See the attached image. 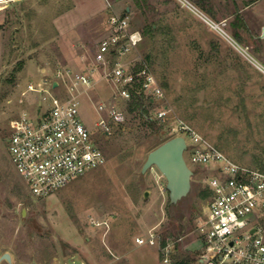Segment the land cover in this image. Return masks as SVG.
Masks as SVG:
<instances>
[{
  "label": "rangeland",
  "instance_id": "1",
  "mask_svg": "<svg viewBox=\"0 0 264 264\" xmlns=\"http://www.w3.org/2000/svg\"><path fill=\"white\" fill-rule=\"evenodd\" d=\"M76 1L0 3L4 40L0 253L9 251L22 264H41L60 251L76 249L68 239H77L89 252L113 264H199L192 237H197V225L205 218L211 198L209 167L189 160L194 170L191 190L172 204L165 176L155 165L143 172V164L158 143L176 136L172 126L182 119L237 163L264 171V71L178 0H107L105 13L84 34L88 50L77 51L68 38L58 36L55 26ZM78 1L81 15L106 5V0ZM108 3L127 14L131 26L141 31L140 50L164 87L169 120L156 121L159 132L153 133L142 118L129 112L128 101L121 100L119 108L126 113V122L113 125L112 132L102 136L95 125L98 114L92 100L85 97L81 116L105 153V163L51 195H34L12 162L11 121L23 109L42 102L33 91L23 95L29 83L54 76L61 66L88 63V53L94 52L104 35ZM203 10L216 21L226 22L230 35L264 66V0H208ZM148 28L152 29L145 34ZM21 61L24 65L19 68ZM110 93L109 86L100 81L90 96L94 101H109ZM146 108L148 117L154 116L155 108ZM256 221L264 234V215ZM151 230L161 243L185 237L175 245L170 262L163 261L157 245L136 242L138 236L146 239Z\"/></svg>",
  "mask_w": 264,
  "mask_h": 264
},
{
  "label": "built area",
  "instance_id": "2",
  "mask_svg": "<svg viewBox=\"0 0 264 264\" xmlns=\"http://www.w3.org/2000/svg\"><path fill=\"white\" fill-rule=\"evenodd\" d=\"M178 1L264 71L248 48L225 29L226 22L216 21L191 0ZM108 4L106 33L97 43L91 64L86 69L64 65L54 76L29 83L23 95L33 91L42 102L23 109L11 121L8 139L12 162L34 195H51L105 163V153L81 116L85 97L92 100L98 114L95 125L102 136H108L113 125L126 122L119 101L129 104L136 96H141L147 107L155 108L152 119L169 120L171 109L165 103L164 87L140 50L141 31L131 26L127 14ZM100 81L111 89L109 101H94L90 96ZM172 131L186 140L187 163L190 160L199 167H209L212 174L207 177L211 198L205 218L196 228L203 243L200 263L264 264V234L256 221L264 215V171L237 163L182 119L176 120ZM183 239L180 235L161 243L159 235L151 230L146 239L138 236L136 242L157 245L163 261L170 262L175 245Z\"/></svg>",
  "mask_w": 264,
  "mask_h": 264
},
{
  "label": "crops",
  "instance_id": "3",
  "mask_svg": "<svg viewBox=\"0 0 264 264\" xmlns=\"http://www.w3.org/2000/svg\"><path fill=\"white\" fill-rule=\"evenodd\" d=\"M73 9L62 15L56 20L55 26L58 31V36L61 38H68L67 40L73 47L77 50H83L87 51V42L85 41L84 34L87 31H92L93 28L92 26L88 25L92 23L97 17L101 16L102 13H105L106 8H107V0H106V5L104 8H89L87 12L84 14L79 13V1ZM201 8V7H200ZM203 9V8H202ZM1 24V22H0ZM92 28V30H91ZM90 29V30H89ZM106 33V23H105V28H104V34ZM66 40V41H67ZM3 50H4V40H3V31L0 29V65H1V59L3 55ZM89 52V51H88ZM87 55V54H86ZM85 55V56H86ZM92 57L93 53H88V63L84 62L82 63V66H76V65H71L74 68L77 69H86L92 62ZM86 61V59H84ZM197 237H192V245L195 246L194 249L197 251L199 254L201 251V248L203 246L202 240L199 236V234H196ZM185 239V237H184ZM69 243L71 244V247H76V249L69 251V252H64L60 251L56 253L50 260L45 261L46 263H41V264H113L114 262L112 261H105L101 259L98 255L89 252L90 250L87 249L88 247H84V245L81 243V240H74V239H68ZM198 243L200 244L199 247H197ZM4 252L0 253V256ZM12 256V264H22L19 259L17 258L16 255L11 253ZM126 262H124L125 264ZM198 263H200V260L198 258ZM0 264H10L6 260L0 261ZM25 264V263H23Z\"/></svg>",
  "mask_w": 264,
  "mask_h": 264
},
{
  "label": "water",
  "instance_id": "4",
  "mask_svg": "<svg viewBox=\"0 0 264 264\" xmlns=\"http://www.w3.org/2000/svg\"><path fill=\"white\" fill-rule=\"evenodd\" d=\"M127 11H129V8ZM54 84L56 85V82ZM186 147L187 143L183 136H173L153 148L148 153L142 167L143 172L153 165L158 167L166 178V187L172 204H176L186 197L192 187L194 170L185 159L184 151ZM2 260L12 264L11 253L5 251L0 256V261Z\"/></svg>",
  "mask_w": 264,
  "mask_h": 264
},
{
  "label": "trees",
  "instance_id": "5",
  "mask_svg": "<svg viewBox=\"0 0 264 264\" xmlns=\"http://www.w3.org/2000/svg\"><path fill=\"white\" fill-rule=\"evenodd\" d=\"M193 1H195L201 8L203 9L207 8L208 0H193ZM151 29L149 28L145 29L144 33L148 34L151 31ZM236 35H238L237 32H236ZM23 65H24L23 61L19 62V68H22ZM128 107H129V112L134 114L135 117L142 118L144 125L147 128L151 129L153 133L157 134L159 132V128L157 127V122H156L157 120H154L148 117V114H147L148 112L146 108L147 106L145 105L144 99L141 96H136L135 98H133L132 101L129 102ZM171 137L173 136L171 135L170 137H168V139ZM162 142L158 143L156 146H158Z\"/></svg>",
  "mask_w": 264,
  "mask_h": 264
},
{
  "label": "bare ground",
  "instance_id": "6",
  "mask_svg": "<svg viewBox=\"0 0 264 264\" xmlns=\"http://www.w3.org/2000/svg\"><path fill=\"white\" fill-rule=\"evenodd\" d=\"M1 1V0H0Z\"/></svg>",
  "mask_w": 264,
  "mask_h": 264
}]
</instances>
